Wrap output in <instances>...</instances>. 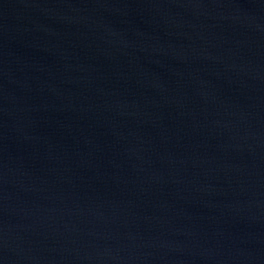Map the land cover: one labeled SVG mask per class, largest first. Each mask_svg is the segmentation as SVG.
<instances>
[{
    "label": "water",
    "instance_id": "95a60500",
    "mask_svg": "<svg viewBox=\"0 0 264 264\" xmlns=\"http://www.w3.org/2000/svg\"><path fill=\"white\" fill-rule=\"evenodd\" d=\"M0 264H264V0H0Z\"/></svg>",
    "mask_w": 264,
    "mask_h": 264
}]
</instances>
